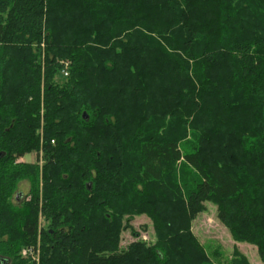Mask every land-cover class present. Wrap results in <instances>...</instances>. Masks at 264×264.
Segmentation results:
<instances>
[{"label": "trees", "instance_id": "16d2710c", "mask_svg": "<svg viewBox=\"0 0 264 264\" xmlns=\"http://www.w3.org/2000/svg\"><path fill=\"white\" fill-rule=\"evenodd\" d=\"M207 202L264 264V0H0V264H214Z\"/></svg>", "mask_w": 264, "mask_h": 264}, {"label": "rangeland", "instance_id": "374dc122", "mask_svg": "<svg viewBox=\"0 0 264 264\" xmlns=\"http://www.w3.org/2000/svg\"><path fill=\"white\" fill-rule=\"evenodd\" d=\"M64 61H61L63 65ZM65 65V64H64ZM65 68L63 66L61 71V77L67 78L68 74L64 73ZM67 71V67H66ZM69 71V65H68ZM20 162L33 165L37 162V156L35 151L25 154L19 158ZM44 161L41 159L39 161V171L41 174L40 193L42 194L43 180H42V165ZM172 172L178 173V180L183 178L190 180L192 175H195L191 169H188L181 164L171 167L167 170L165 180H169V175ZM173 189V187H172ZM13 197V202L19 204L16 197L23 198L24 196L31 193V182L29 180H22L18 183ZM186 193V189H183ZM15 199V200H14ZM206 210L200 213L191 223L190 231L199 239L200 243L203 245L205 251L213 259L214 264H230L234 259L245 257L249 264H263L262 259L259 255V249L255 244L249 242H241L235 240L232 236L229 228L221 222L218 217V205L211 202L206 203ZM40 226L45 225L43 218H40ZM129 225L133 226L135 231L139 232V236H134L130 229H126L121 234V247L127 246L129 243L135 241L136 239H142L146 242L154 243L156 239L155 235V222L151 217L146 214L136 215L133 220L130 221ZM132 228V229H133ZM6 238V236H5ZM7 239V238H6ZM217 253V256L215 254ZM239 253V254H237ZM24 257L27 255V251L23 252ZM37 261H39V251L37 254ZM38 264V262H37Z\"/></svg>", "mask_w": 264, "mask_h": 264}, {"label": "built area", "instance_id": "2783aa9c", "mask_svg": "<svg viewBox=\"0 0 264 264\" xmlns=\"http://www.w3.org/2000/svg\"><path fill=\"white\" fill-rule=\"evenodd\" d=\"M67 63H66V67H67ZM66 67H65V71H64V73L67 75L68 74V72L66 71Z\"/></svg>", "mask_w": 264, "mask_h": 264}, {"label": "water", "instance_id": "95a60500", "mask_svg": "<svg viewBox=\"0 0 264 264\" xmlns=\"http://www.w3.org/2000/svg\"><path fill=\"white\" fill-rule=\"evenodd\" d=\"M84 118L87 119L88 117L86 116V113H84Z\"/></svg>", "mask_w": 264, "mask_h": 264}, {"label": "bare ground", "instance_id": "6f19581e", "mask_svg": "<svg viewBox=\"0 0 264 264\" xmlns=\"http://www.w3.org/2000/svg\"><path fill=\"white\" fill-rule=\"evenodd\" d=\"M67 71H68V68H67Z\"/></svg>", "mask_w": 264, "mask_h": 264}]
</instances>
